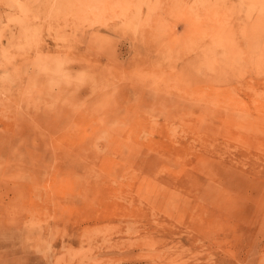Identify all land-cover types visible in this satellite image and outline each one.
<instances>
[{
    "label": "rangeland",
    "instance_id": "rangeland-1",
    "mask_svg": "<svg viewBox=\"0 0 264 264\" xmlns=\"http://www.w3.org/2000/svg\"><path fill=\"white\" fill-rule=\"evenodd\" d=\"M0 264H264V0H0Z\"/></svg>",
    "mask_w": 264,
    "mask_h": 264
},
{
    "label": "clouds",
    "instance_id": "clouds-1",
    "mask_svg": "<svg viewBox=\"0 0 264 264\" xmlns=\"http://www.w3.org/2000/svg\"><path fill=\"white\" fill-rule=\"evenodd\" d=\"M70 64L71 61L64 56H37L33 67L38 74L47 76L49 83L53 86H58L61 83L71 85L80 82L81 73L73 75L69 68Z\"/></svg>",
    "mask_w": 264,
    "mask_h": 264
}]
</instances>
